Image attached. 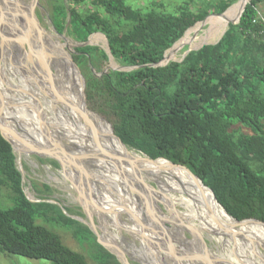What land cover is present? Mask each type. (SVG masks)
I'll return each mask as SVG.
<instances>
[{"label":"trees","instance_id":"trees-1","mask_svg":"<svg viewBox=\"0 0 264 264\" xmlns=\"http://www.w3.org/2000/svg\"><path fill=\"white\" fill-rule=\"evenodd\" d=\"M49 1L57 30L66 28L85 38L102 32L107 39L109 53L85 47L72 56L85 79L90 109L111 124L112 129L98 116L92 117L106 143L115 149L129 147L161 164L167 163L156 159L187 167L201 184L176 167L160 169L168 178L199 187L223 215L250 220L242 223L248 227L264 226V15L260 16L264 0H250L239 22H228L218 43L165 66L155 65L207 11L197 15L184 10L141 12L127 7L124 0H91L104 9V17L81 12L77 6L86 0H66L68 5L65 0ZM183 1L191 6L197 0ZM234 1L224 0L215 10L222 13ZM114 20L126 27L120 30ZM63 52L69 62L68 52L64 48ZM109 55L133 70L109 69ZM67 79L77 103L79 83L68 72ZM201 185L212 190L228 215ZM0 186L12 202L11 207L0 208V254L50 264H88L56 232L37 223V217L48 220L53 216L26 197L16 155L1 132ZM57 222L70 227L75 239L92 246L96 264H120L86 225L65 216Z\"/></svg>","mask_w":264,"mask_h":264},{"label":"rangeland","instance_id":"rangeland-1","mask_svg":"<svg viewBox=\"0 0 264 264\" xmlns=\"http://www.w3.org/2000/svg\"><path fill=\"white\" fill-rule=\"evenodd\" d=\"M14 1L15 0H10L12 5L14 4ZM31 1L32 0H23L24 2L23 4L15 7L17 9L15 10V13L18 16L20 15H25V17L30 16L31 19L35 23H37L35 18L33 17L35 14L38 20V25L42 28V31L41 32L39 31L42 38H46L43 33L44 31L48 36H51L54 38V40L58 41L61 44V46H63V48L71 55V57L75 54L76 49L85 48V47L99 48L108 53V44L104 33L97 32L85 38L83 34L72 33L68 31L66 28L57 30L52 24V8L50 1L38 0L39 6L35 5L36 0L32 2ZM223 1L224 0H197L195 3L191 4V6L186 5V3L183 0H124V4L127 7H130L134 10H138L141 12L145 10H155L158 12H166L173 14V13H179L182 10H184V11H190L195 15L204 13L206 11L209 13L203 20L196 22L191 28H189L184 33V35L177 42H175L170 49L166 51L165 56H167V53H170V51L172 52V57L167 62L165 61L166 63H168L171 61L181 62L189 52L197 51L201 49L203 46L213 45L220 41V39L222 38V36L229 27L228 22L233 18H235L240 12L239 10L232 17V19H230L226 23V21L224 20V15L227 14L236 4H238L240 0L234 1L227 8L228 10L226 9L227 11L225 10L222 13L217 12L215 10V7H217V5L221 4ZM65 2L68 5L66 0ZM77 8L84 13L98 12L104 17L107 16L104 9L101 6L95 5L91 0H86L83 4L77 6ZM262 14L264 15V4L260 7V16H262ZM112 23L120 30L126 27L125 24L120 20H114L112 21ZM12 24L16 26L15 21H12ZM33 27L34 26H30L28 27V29H24L23 27L19 28V32H20L19 39L21 40V36H22L24 41L25 53L31 65H33V60L36 59L38 56L37 50H35L32 44L31 35H34L36 33L35 32L36 29L35 27L34 28ZM20 40L12 41L11 43L13 44L14 49L18 50L15 51V53L21 51V48L17 46L18 43L22 42ZM39 46H40V51L44 55V58H46V60L49 61V67L54 75L55 80H57L61 88L65 90L62 65L57 60L55 51L51 48V45H49L48 43L45 44L43 40L39 42ZM20 53L21 52H19V54L16 53L13 56L12 65L9 66V70H8L9 72L7 76L8 78L7 87L9 92L13 93L16 96L15 97L16 99L14 98L15 102L10 101L9 103L10 105L13 104L12 107L11 106L8 107L10 110L12 109L11 111H15L14 109H16V107L19 106L18 109L20 108L22 110L24 109L23 111L27 113L28 117L22 116L19 122H15L16 119L12 118V122L11 121L9 122L11 125L13 124L12 126L14 127V129L17 130L20 134L25 133L27 141L20 140L21 137H19L17 140L19 144H21L20 146H22L21 148L24 152L25 150L29 151V146H31L30 144H32L36 146V148L34 147L33 149L36 150L38 153H47V154H35V153L26 154V153H19L18 151L15 152L16 166L22 174L23 191L26 197L29 200H31L32 203H34L37 207H39L41 211L46 212V214L50 217L53 216V219L48 218V220H46L45 218L39 219L37 217V223L46 227L49 230L56 232L60 236L62 242L68 248L81 253L85 257L88 264H96L93 261L95 256L94 255L95 250L92 248V246L88 243H83L75 239L72 235V229L70 227L63 225L60 222H57L58 224H56V220L59 217L61 218V216L69 217L72 220L77 221L79 223L82 222H80L77 218L83 219L87 223L89 222L88 218L86 217V215L89 216L85 209L87 207L84 206L85 207L84 208L80 206V203L77 200L80 194H78V192L76 191V189H78V186L75 183L76 180L75 181L73 180V179L87 180L88 174L86 170L82 167L79 160H77L76 158L70 159L68 153L62 149L61 147L62 145L65 148L70 147L68 144H65V142L60 140L59 141L60 146L55 145L49 142L47 138H45L46 136H42L41 134H39L40 132H39L38 124L40 125L41 123L42 125H44L47 124L48 121L50 127L55 125V122L53 120V113L50 111L49 108H44L47 119H42V116L41 119L37 118L36 114H38L39 107L36 106L35 103H33L32 100L30 99V96H32L33 93L37 95L39 93L35 91L36 78L34 73L32 72L31 67L28 66L29 64L23 59L24 57H21ZM107 67L109 69H115L120 71L133 70V68L126 67L120 64L110 55H109V62ZM31 74H33V76ZM12 88L18 89L20 91L24 90V92H18L17 90H13ZM20 98L22 100L24 99L26 104H29V106L27 105L25 106L24 103H19L18 101L20 100ZM17 102L18 104H16ZM63 111L65 113V118L68 125L72 128V130L76 134H77L76 128H79L80 130H82V132L85 134L87 138L93 139L98 142L106 143L105 135L102 128L93 119L87 121L83 115L81 116L80 109L73 101H71V104L68 107H65ZM97 116L103 122H105L111 127V124L102 115L97 114ZM32 121H34L35 127L32 126L33 124ZM18 125L22 126V128L19 127ZM46 143L49 145V147L46 145ZM41 144L43 145V147L40 148ZM128 149L134 151V152H126V153H128L131 156V158H133V160L136 162L137 165L139 164V166L148 167L138 156V154L135 153V152L139 153L138 151L134 149H130L129 147ZM83 158L87 165V166L85 165V168L88 170V173L91 174L92 177L91 179H93L91 181L94 187L98 186L96 187L97 190L94 191H97V193L99 192L98 194L99 197L101 198L100 201L104 204V207L100 208V210L103 212H105L108 209L111 210V208H115V206L117 207L118 203H120V205L124 207H132L133 204L134 205L133 207L136 209L135 214L136 215L144 214L146 216L145 220L147 219L150 220L149 221L150 227L154 228V233L157 235V237L155 236L156 238H154L147 230H143L144 227H140V223H139L140 218H133L132 216H129L130 214L128 215L124 211L122 213V211L120 212L118 210L119 211L118 221L121 228L120 227L115 228L112 226L113 222L116 220L114 219L115 214L113 212L108 214L105 213L106 217L105 215L102 214L103 217L101 218L94 213L92 207L90 208L91 212L87 209L90 213L89 217L93 218L94 224L100 228L99 230H102L101 234L103 235V237L109 239L108 242L111 248L119 249L118 246L114 245L110 241L116 238L118 235L122 239L121 240L122 244L129 247L128 249L132 252V254H134L133 255L134 259L131 260V263L141 264L142 262L141 258L144 257V255L146 257H149V253L148 251L144 250L139 235L137 233H132V231L127 230L122 226L124 225L137 229L139 232L142 233V235L150 236L149 238H147L148 241L154 242L155 245L158 244L157 246H161V243L157 242L156 239L157 240L163 239L164 242L163 244H168V239L169 242H172L173 238L169 234L168 235L166 234L167 233L166 229L168 230L173 229V224H174L177 228L179 226V228L181 229L180 230L178 228L179 230L178 229L172 230L176 241L180 240L182 243H184L183 242L184 239L188 240L187 242L193 248L202 251V247L200 246L199 241L194 238H192L191 240V236H189L187 232H184L186 231L185 230L186 226L191 224L189 221L185 220L184 216L182 215L183 208L193 213L204 214L205 216L208 217H210L214 212H216V209L207 208V206L205 205L206 202L210 206H212L210 204V199L207 198L202 193V190L199 187L183 182L178 179L169 178L168 182L163 180L161 185L159 184L160 185L159 188L157 184L153 182V180L146 178V182L149 185H151L157 190L160 189V193L162 194L161 202L168 210L167 211L163 205L157 204V208H155V212L159 218L161 217L160 219L162 221V224L161 226L158 225L156 226L159 220L157 219L156 224L155 223L153 224V222H151L153 221L151 220L152 216L151 215L149 216L148 213L142 211V207H141L142 202L136 201L131 197L130 191L128 187L124 184V180H122L123 176L120 175V173L113 171V169L110 168V166H108L104 162V160L102 161L97 160L94 163L91 160L88 161L86 157ZM92 172H94L93 175ZM167 183L174 190H186L188 192H191L192 194L198 196L199 199L201 198L203 202L200 201L197 203V201L193 198L192 200L187 198L186 196L182 197L181 193L171 195L170 191L168 192L164 189ZM103 187L104 189H102ZM84 192L86 193L85 190ZM85 198H86V202L88 203L87 206H89V203L91 202V194L87 192V194H85ZM11 206H12V202L9 198L8 191L4 187L0 186V208H9ZM187 215L190 214L187 213ZM107 222L109 223L107 224ZM229 223L232 226H235V224L232 223L231 221H229ZM236 229H238V227ZM256 231H260V230H256ZM202 235L203 238L205 239L207 246L210 248V250L213 253L232 260V257L229 256L231 255L230 254L231 251L224 248L223 243L220 240L216 239L217 237L209 235L205 232H202ZM182 236H183V240H182ZM173 245H175L174 242ZM182 245L183 244H181V246ZM247 246L248 245H246V247ZM248 247L251 248V250L249 248L248 251L249 254L250 251H253L252 248L255 247L252 246H248ZM260 253L264 256V252L262 250L260 251ZM253 254H256V252L254 251L252 255ZM248 258L251 259L250 254ZM232 261L235 264H237L234 258ZM0 264H50V262L41 259L35 260L21 256L0 254ZM163 264H168V263L163 262ZM175 264H181V263L178 262ZM256 264H260L259 261H256Z\"/></svg>","mask_w":264,"mask_h":264},{"label":"bare ground","instance_id":"bare-ground-1","mask_svg":"<svg viewBox=\"0 0 264 264\" xmlns=\"http://www.w3.org/2000/svg\"><path fill=\"white\" fill-rule=\"evenodd\" d=\"M32 1H34V0H32ZM246 2H247V0H240L238 4H236L227 14L224 15V20L226 21V23L230 19H232V17L240 10L239 14L235 18H233L232 20H236L239 18V15H240V13H241ZM23 3H24L23 0H15L14 4L12 5L10 0H0V123L3 127V130L5 131L6 137L12 142L16 151H18L19 153H22V152L26 153V154L32 153L30 149H29V151L25 150V152H24L21 148L22 146H20L21 144H19V142L17 141L19 137H21L20 140L27 141L25 133L20 134L17 130L14 129V127L12 126L13 124L11 125L10 122H9L10 126L8 125V121L12 122V118L16 119L15 122H19L20 118L22 116L28 117L27 113H25L23 111L24 109L23 110L21 108L18 109L19 106L16 107V109H14L15 111H11L12 109L10 110L8 107V106L12 107L13 104L10 105L9 103H10V101L15 102L14 98L16 97L13 93L9 92L8 87H7V80H8L7 76H8V72H9L8 70H9V66L12 65L13 56L16 53L19 54V52H21L20 53L21 57H24L23 59L29 64L28 66L31 67L32 72L34 73L35 78H36L35 91L37 93L38 92L39 93H38V95L33 93L32 96H30V99L32 100L33 103H35L36 106L39 107L38 114H36L37 118L41 119V116H42V119H47L44 108L50 109V111L53 113V120L55 122V125H53V126L56 129V133H59L58 139L65 142V144H68L70 146L68 148H65L62 145L61 146L62 149L68 153L70 159L76 158L77 160H79L82 167L86 170V172L88 174L87 180L86 179H79V180L73 179L74 181L76 180L75 183L78 186L77 192H78V194H80V196H78L77 200L80 203V206H82V207L85 206V207H87V209H90L92 207V209L94 210V213L101 218L103 217V215H105V217H106L105 213L108 214V213L113 212L115 214L114 219H116V220L113 222L112 226L115 228L116 227L121 228L119 221H118L119 220L118 219V212L122 211V213H123V211L124 212L127 211L128 215L130 214L129 216H132L133 218H140L139 219L140 220V222H139L140 227L149 228V230H147V231L154 238H156L157 235L154 233V228L150 227V223H149L150 220L149 219L145 220L146 219L145 215H144L145 217H143L142 214L136 215L135 214L136 209L133 207L134 206L133 204H132V207H124V206L120 205V203H118L117 207L115 206V208H111V210L108 209L105 212L100 210V208L104 207V204L100 201L101 198L99 197V194H98L99 192L97 193V191H94V190H97L96 187H98V186L94 187V185L91 181V180H93V179H91L92 178L91 174H89L88 170L85 168L86 163H85L83 157H86L88 159V161L91 160L94 163L97 160H100V161L104 160V162L108 166H110V168H112L113 171L120 173V175L123 176L122 180H124V177L128 178V177L132 176V172L128 166L129 162L136 164V162L133 160V158H131V156L126 152H134V151H131L129 149L122 150V149L112 148L107 143L98 142V141H95L93 139L87 138L85 136V134L82 132V130H80L79 128H76L77 134L79 136L72 130V128L70 129V127L66 121L65 113L63 110L65 109V107H68L71 104V101H73L78 106V108L80 109V114H81L82 108H81V99H80V82H79V79H78L76 73L74 72L73 68L69 64V62H68V60H67V58H66V56L62 50L61 44L58 41H56L57 42L56 43L54 41V38L51 36H48L44 31H43V33H44V36L46 38H42L41 34H40V32L42 31V28L37 23H35L31 19L30 16H28V17H25V15L18 16L15 13V10H17L15 7L20 6ZM12 21H15L16 26L13 25L14 23L12 24ZM30 26H34L36 29L35 30L36 33L34 35H31V37H32V44L38 53L37 58L33 60V65H31V63L28 60L27 55L25 53L24 41H23L22 36H21V40L19 39V33H20L19 28L23 27L24 29H28V27H30ZM18 40L22 41L21 43L17 42L18 43L17 46L21 48V51L15 53V51H18V50L14 49V46L11 43H12V41H18ZM41 40H43L45 42V44L48 43L49 45H51V48L56 53L57 60L62 65L63 78H64V82H65V87H64L65 90H63L61 88V86L59 85L58 81L55 80L54 75L51 72V69L49 67V61L46 60V58H44V55L40 51L39 42ZM171 57H172V52H170V54L167 57L165 56V61L167 62ZM44 61H46V62H44ZM65 64H66V67H65ZM66 69H67V72L69 74V77L77 80V82L79 83V92H78L77 103L74 101L73 95L71 94L70 89H69ZM31 75L33 76V74H31ZM29 79H31V78H29ZM23 92H24V90H23ZM18 102L24 103L25 106L26 105L29 106V104H26L24 99L22 100L20 98V100ZM18 102L16 104H18ZM14 107H15V105H14ZM3 108L5 111L3 110ZM33 113H34V111H33ZM81 116H82V114H81ZM32 123L34 124V121H32ZM47 125H49L48 121H47ZM18 126L22 128V126H20V125H18ZM18 126H17V128H18ZM53 142H55V141H53ZM46 145L49 147V145L47 143H46ZM120 152L123 154H121ZM135 153L138 154V156L142 159V161L145 163V165L148 166V167H146V169L151 171L152 176L155 178V180L160 185L163 182V180L168 182L169 178L163 174V172L161 171L160 168L173 167V166H170L167 164H161V163L154 161L158 164V167H157L156 165L150 164L146 160V158L141 156L139 153H137V152H135ZM176 168H178V167H176ZM178 169L181 170L185 175H187L191 180L197 181V180L191 178V176H189V174H187V172L183 171L181 168H178ZM93 173L94 172H92V175H93ZM198 183H200V182H198ZM108 187H109V185H108ZM83 188H85V189H83ZM102 189H104V187ZM164 189L168 192L170 191L171 195L181 193L182 197L186 196L189 199L193 198L197 201V203L200 201L203 202L201 198L199 199L198 196L192 194L191 192H188L186 190H174L173 188H171L169 186L168 183L166 184ZM202 189H203V192L209 193L212 202L218 204L216 202V200L214 199L213 194L211 193V191L209 189H205L203 186H202ZM84 190L86 191V193L84 192ZM87 192H89V194H91V202L89 203V206H87L88 203L86 202V198H85V194H87ZM205 205L207 206V208L216 209V212H214L210 217H208V216H205L204 214H201V213H193L189 210H185L184 208L182 211V215L184 216V219L189 221L190 224L193 227H195L198 232H201V233L205 232L207 234L210 233L213 235H215V234L220 235V228H219L218 223L223 224L229 228H233V226L229 223V221L237 224L235 222V220L223 215L217 208L210 206L207 202L205 203ZM87 209H86V212L90 216V213ZM187 213L190 215H187ZM160 218L157 216V219L159 220L160 225H159V222H157V221L156 222L158 224H156V222L153 219H151V220H153L151 222H153V224L155 223L156 226L157 225L161 226L162 221ZM109 222H107V224ZM177 226H178V224H177ZM122 227H124L127 230L132 231V233H137L139 235V237L141 238V243L144 247V250L148 251L149 257H146L144 255V257L141 258V261H142L141 264H163V262H166L168 264H175L178 262H180L181 264H185V262H183V261L181 262L180 259H181V257L183 258V255H187V252H190V254L192 253V254L197 255V256H200V254L202 252L200 250L193 248L185 240H183V242L185 244L182 243L180 240L176 241L175 236L173 235L174 233L172 232V230H174V229L177 230L179 228V226L177 228L174 224H173V229H171V230L166 229L167 230L166 234L167 235L169 234L173 238L172 242H169V239H168V244H163L164 243L163 239H161V240L156 239V241L160 242L161 246H163V247L157 246L158 244L155 245L154 242L148 241L147 238H149L150 236L142 235V233L139 232L137 229H134V228L129 227V226H124V225ZM239 227L242 228L239 231L243 232L248 239L247 238L236 239V242H235L236 248H237V250H239V254L241 256L249 259L248 258L249 254H250V258H251L253 256L252 253L254 251L256 252L255 248H252L253 251H250V253L248 254V251L250 248L248 246L255 247L251 243V238L256 237L264 243V232L263 231H256V228H260V229L264 230V226L256 225V226L248 227V226H245L241 223L239 225ZM95 229L99 235L100 240L107 247H109V249H111L112 252H114L117 255L119 260H121L123 262L131 263V260L134 259V256H133L134 254H132V252L128 249L129 247L122 244V241H121L122 239L118 235L116 238L110 240L114 245L119 247V249L118 248L113 249L109 246V242H108L109 239L103 237V235L101 234L102 230H99L100 228L96 225H95ZM216 237H217L216 238L217 240H220L223 243L224 248L231 251L232 241L230 239H225L224 237H221V236H216ZM173 242L174 243L177 242V243H175V245H173ZM181 244H183V245L181 246ZM164 245H166L167 247ZM246 245H248V246L246 247ZM250 250H251V248H250ZM186 264H189V263L187 262Z\"/></svg>","mask_w":264,"mask_h":264},{"label":"water","instance_id":"water-1","mask_svg":"<svg viewBox=\"0 0 264 264\" xmlns=\"http://www.w3.org/2000/svg\"><path fill=\"white\" fill-rule=\"evenodd\" d=\"M249 1L250 0H248L245 3V5H244V7H243V9L241 11V14L243 13L246 4H248ZM35 5L39 6L38 0H36ZM241 14L239 15V18L241 16ZM33 17L35 18V20H36V22L38 24V20H37L35 14H34ZM239 18L233 24L238 23L239 22ZM108 53H109V50H108ZM68 56H69V63L71 65V67L75 70L76 75H77V77L79 79V82H80V99H81V108H82L81 109V114L84 116V118L87 121H89L90 119H92L93 116H97V114L95 112H93L90 109V107H89V103L87 101V97H86V93H85L86 85H85L84 77H83L78 65L75 63V61L73 60V58L71 57V55L69 53H68ZM166 64L167 63L165 62V56H164L163 60L161 62L157 63L155 66H165ZM13 90H17L18 92H23V91H20L18 89H15V88ZM0 132H1L2 136L4 137V139L11 145L13 153L15 154L16 149H15L14 145L12 144V142L6 137L5 131L3 130V127L1 125V123H0ZM115 137L118 139L119 142L122 143V141L117 136H115ZM30 145L31 146H29V149L33 150L32 153H35V154H47V153H38L36 150L33 149L35 145H32V144H30ZM139 154L141 156L145 157V158H148L151 162H154L153 159H150L146 154L141 153V152H139ZM156 160H164L167 163V165L181 168L183 171L187 172V174H189V176H191V178L199 180L187 167H185V166H183L181 164L172 163V162H170L168 160H165V159H156ZM128 166H129V168H130V170L132 172V176L128 177V178L124 177V184L128 187V189L130 191V194H131V197L133 199H135L136 201L142 202V211L148 213L149 216L151 215L152 219L156 222L157 221V215H156V212H155V208H157V204H161V205L164 206V204L161 202L162 194L160 193V189L157 190L154 187H152L151 185H149L146 182V178H149V179L153 180V182H155V184H157V186L159 188H160V185L155 180V178L152 176L151 171L147 170L146 167L139 166V164L136 165L135 163H132V162H129ZM204 187H206V186H204ZM209 190L211 191V193L213 194L214 199L216 200L215 195L212 192V190L211 189H209ZM29 201L32 202L31 200H29ZM216 202L218 203L217 200H216ZM164 208L166 209L165 206H164ZM221 208L224 210V208L222 206H221ZM126 214H128L127 211H126ZM227 215H228V213H227ZM228 216L231 217L230 215H228ZM86 217L89 220L88 223H86L83 219H79V218H77V219L90 228V230L95 235L96 242L99 245H101L103 248H105L109 253L114 255L120 264H132V263H129V262H123V261L118 259L117 255L114 252H112L111 249H109V247H107L100 240L99 235H98V233H97V231L95 229V225L93 223V219L88 217L87 215H86ZM143 217H144V214H143ZM231 218L233 220H235L233 217H231ZM251 220H253V219H251ZM245 221H250V220H245ZM245 221H237V220H235V222L237 224L235 226H233V228H229V227H226L223 224H219L218 223L219 228H220V235L219 234L213 235V234H210V233H209V235H212V236H215V237L216 236H221V237H224L225 239H230L232 241V248H231V253H230L231 255H229V256L232 257V260L234 258V260L237 262V264H256V261H259L260 264H264V256L260 253L261 250L264 252V243L261 240H259L258 238H256V237L255 238L254 237L251 238V243L256 248V254H253L251 259H247V258L241 256L239 254V250H237V248H236V243H235L236 239L247 238L243 232H241L238 229H236L237 226H239L241 223H243ZM254 221H258V220H254ZM258 222H261V221H258ZM261 223L264 224V222H261ZM143 230H149V228L146 227V228H143ZM185 230H186V232H188L191 235L192 238H194V239L199 241L200 246L202 247V252H201L200 256L194 255L192 253L190 254V252H187V255H183V258L181 257V259H180L181 262L183 261V262H185V264L187 262L189 264H235L232 260L224 258L221 255L213 253L210 250V248L207 246V244L205 242V239L203 238L202 233L198 232L195 227H193L191 225H187ZM175 243H177V242H175Z\"/></svg>","mask_w":264,"mask_h":264},{"label":"flooded vegetation","instance_id":"flooded-vegetation-1","mask_svg":"<svg viewBox=\"0 0 264 264\" xmlns=\"http://www.w3.org/2000/svg\"><path fill=\"white\" fill-rule=\"evenodd\" d=\"M33 127H35V123L32 125ZM70 127V126H69ZM38 128H39V134H41L42 136H46L45 138H47V140L49 141V142H52L53 144H55V145H58V146H60V140L58 139V135H59V133H56V129L55 128H53V127H50L49 125H47V124H44V125H42L41 123H40V125L38 124ZM52 129V130H51ZM70 129H71V127H70ZM37 130V129H36ZM53 130H54V132H53ZM52 133V134H51ZM54 134V135H53ZM56 135V136H55ZM53 141H55V142H53ZM35 148H36V146H34ZM41 147H43V145L41 144L40 145V148ZM33 151V150H32ZM23 153V152H22ZM78 189H76V191H77ZM87 209V208H86ZM90 212H91V210L90 209H88ZM184 232H186V231H184ZM188 233V232H187ZM189 234V233H188ZM189 236H191L190 234H189ZM182 240H183V236H182ZM185 240V239H184ZM191 240H192V237H191ZM185 241H188V240H185Z\"/></svg>","mask_w":264,"mask_h":264}]
</instances>
